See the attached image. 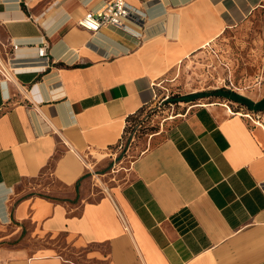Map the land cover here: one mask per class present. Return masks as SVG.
I'll use <instances>...</instances> for the list:
<instances>
[{
  "label": "crops",
  "instance_id": "crops-1",
  "mask_svg": "<svg viewBox=\"0 0 264 264\" xmlns=\"http://www.w3.org/2000/svg\"><path fill=\"white\" fill-rule=\"evenodd\" d=\"M125 1L140 40L78 26L102 0H0V264H264V123L246 105L186 102L106 188L90 174L162 78L261 0Z\"/></svg>",
  "mask_w": 264,
  "mask_h": 264
},
{
  "label": "rangeland",
  "instance_id": "rangeland-1",
  "mask_svg": "<svg viewBox=\"0 0 264 264\" xmlns=\"http://www.w3.org/2000/svg\"><path fill=\"white\" fill-rule=\"evenodd\" d=\"M238 34L239 37L217 38L205 49L184 59L172 73L162 78L156 104L142 112V119H137L136 125L140 124L141 127L133 140L129 131L135 127V121L129 123L122 148L117 150L114 160L108 162L109 153L106 151L91 152L90 159L97 161L98 165L103 164L101 168H90L93 182L98 187L106 188V183L111 179V176L102 174L111 171L124 173L136 156L149 146H154L157 139L152 135L162 130L164 121L181 113L186 102L222 98L236 102L234 98L241 97L247 101L244 105L264 119V97L260 100L264 95V16L259 7L247 27ZM220 89L230 94L224 97L213 94ZM88 163L91 164L90 160Z\"/></svg>",
  "mask_w": 264,
  "mask_h": 264
},
{
  "label": "built area",
  "instance_id": "built-area-1",
  "mask_svg": "<svg viewBox=\"0 0 264 264\" xmlns=\"http://www.w3.org/2000/svg\"><path fill=\"white\" fill-rule=\"evenodd\" d=\"M259 9L262 10L264 16V0H261ZM138 21V13L131 9L125 0H102V6L97 12L88 10L85 15L78 21V26L90 32L91 34L97 33L103 27L116 28L134 39L140 40L141 33L136 31L130 26L131 22ZM12 50L17 49V45H11ZM37 56L39 58H45L47 56V46L42 44L37 50ZM9 67V66H8ZM6 68L0 63V78L2 83L9 81L12 70ZM150 110V108L148 109ZM245 116L256 123H264V119L257 114L247 113ZM131 140L134 138V134L130 135ZM122 148V142L115 148L119 150Z\"/></svg>",
  "mask_w": 264,
  "mask_h": 264
},
{
  "label": "trees",
  "instance_id": "trees-1",
  "mask_svg": "<svg viewBox=\"0 0 264 264\" xmlns=\"http://www.w3.org/2000/svg\"><path fill=\"white\" fill-rule=\"evenodd\" d=\"M213 94H215V95H222V97H224L225 95L228 96L230 93L227 92V91H224V90L220 89V90H218V91L213 92ZM234 100H235L236 102H240V103H242V104H244V103L247 102L246 99L241 98V97H236V98H234ZM247 104L250 105V103H247ZM132 121H135V123H134V126H135L137 120L135 119V120H132ZM138 125H139V124H138ZM140 127H141V126L137 127V125H136L135 127H131V129H130V131H129V134H130V135H132V134L135 135L137 129L140 128ZM128 128H130V126H129ZM128 128H126V131H127Z\"/></svg>",
  "mask_w": 264,
  "mask_h": 264
}]
</instances>
